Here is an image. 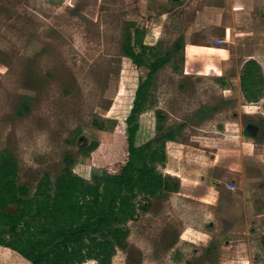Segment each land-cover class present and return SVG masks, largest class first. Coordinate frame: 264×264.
Instances as JSON below:
<instances>
[{
    "label": "rangeland",
    "instance_id": "rangeland-1",
    "mask_svg": "<svg viewBox=\"0 0 264 264\" xmlns=\"http://www.w3.org/2000/svg\"><path fill=\"white\" fill-rule=\"evenodd\" d=\"M130 21L150 22L146 45L183 40L156 74L136 139L157 136L158 110L168 129L184 125L158 167L180 190L128 224L112 264H264V98L248 102L240 86L247 61L264 78V0H0V151L33 187L59 174L65 152L79 174L123 162L125 119L147 73L121 52ZM185 226L201 235H181ZM12 257L0 250V264Z\"/></svg>",
    "mask_w": 264,
    "mask_h": 264
},
{
    "label": "trees",
    "instance_id": "trees-1",
    "mask_svg": "<svg viewBox=\"0 0 264 264\" xmlns=\"http://www.w3.org/2000/svg\"><path fill=\"white\" fill-rule=\"evenodd\" d=\"M149 24L141 28L126 22L121 42V52L132 67L147 71L125 119L123 162L79 174L74 171L76 156L65 152L59 174L52 178L43 172L33 187L20 182L15 155L0 151V247L29 264H112L117 250L128 247V224L149 212L153 200L180 190V181L158 167L167 163L166 144L178 139L184 125L168 129L167 116L158 110L157 136L136 142L140 118L154 105L151 88L156 74L183 50L181 39L167 50L158 43L144 44ZM240 86L246 101L264 98V78L255 61L244 64ZM94 126L103 129L98 123ZM97 146L92 143L80 153L87 155Z\"/></svg>",
    "mask_w": 264,
    "mask_h": 264
},
{
    "label": "crops",
    "instance_id": "crops-1",
    "mask_svg": "<svg viewBox=\"0 0 264 264\" xmlns=\"http://www.w3.org/2000/svg\"><path fill=\"white\" fill-rule=\"evenodd\" d=\"M200 211H201V209H200ZM187 230H188V231H191V232H197V231H193V230L190 228V226H187V227L185 226L184 229L182 230L181 235L183 234V232H185V231H187ZM197 233H199V235H201V232H197ZM181 235H180V237H181ZM180 239H181V238H180ZM182 241H184V240H182ZM186 242H188V241H186ZM0 250H2V251H6V252H11V254H13V255L15 256V259H13V257H12V260L15 261V262L12 263L11 261H9L10 264H29L25 259H23L21 256H19L17 253H15V252H13V251L7 249V248L0 247Z\"/></svg>",
    "mask_w": 264,
    "mask_h": 264
}]
</instances>
